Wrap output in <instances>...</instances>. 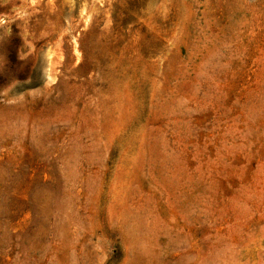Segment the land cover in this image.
I'll list each match as a JSON object with an SVG mask.
<instances>
[{"label": "rangeland", "instance_id": "1", "mask_svg": "<svg viewBox=\"0 0 264 264\" xmlns=\"http://www.w3.org/2000/svg\"><path fill=\"white\" fill-rule=\"evenodd\" d=\"M0 264H264V0H0Z\"/></svg>", "mask_w": 264, "mask_h": 264}]
</instances>
